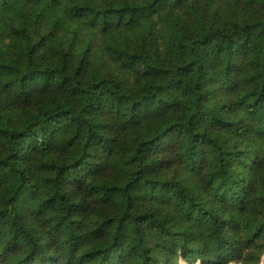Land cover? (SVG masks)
<instances>
[{"label": "trees", "instance_id": "trees-1", "mask_svg": "<svg viewBox=\"0 0 264 264\" xmlns=\"http://www.w3.org/2000/svg\"><path fill=\"white\" fill-rule=\"evenodd\" d=\"M264 0H0V264H260Z\"/></svg>", "mask_w": 264, "mask_h": 264}, {"label": "water", "instance_id": "water-1", "mask_svg": "<svg viewBox=\"0 0 264 264\" xmlns=\"http://www.w3.org/2000/svg\"><path fill=\"white\" fill-rule=\"evenodd\" d=\"M261 263L264 264V254L261 257Z\"/></svg>", "mask_w": 264, "mask_h": 264}, {"label": "rangeland", "instance_id": "rangeland-1", "mask_svg": "<svg viewBox=\"0 0 264 264\" xmlns=\"http://www.w3.org/2000/svg\"><path fill=\"white\" fill-rule=\"evenodd\" d=\"M181 264V263H180ZM260 264H262L261 262H260Z\"/></svg>", "mask_w": 264, "mask_h": 264}]
</instances>
